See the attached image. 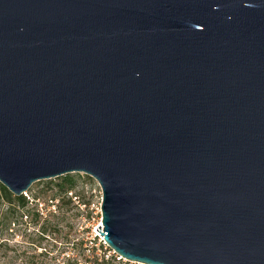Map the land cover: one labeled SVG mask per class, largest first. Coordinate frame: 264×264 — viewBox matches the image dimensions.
Wrapping results in <instances>:
<instances>
[{
	"label": "water",
	"instance_id": "95a60500",
	"mask_svg": "<svg viewBox=\"0 0 264 264\" xmlns=\"http://www.w3.org/2000/svg\"><path fill=\"white\" fill-rule=\"evenodd\" d=\"M73 173L135 264H264V0H0V183Z\"/></svg>",
	"mask_w": 264,
	"mask_h": 264
},
{
	"label": "rangeland",
	"instance_id": "374dc122",
	"mask_svg": "<svg viewBox=\"0 0 264 264\" xmlns=\"http://www.w3.org/2000/svg\"><path fill=\"white\" fill-rule=\"evenodd\" d=\"M69 175L77 182L67 194L59 190L61 177L38 181L24 194L41 211L38 220L21 217L22 210L8 217L0 207V264H135L106 258L98 230L102 189L86 174Z\"/></svg>",
	"mask_w": 264,
	"mask_h": 264
},
{
	"label": "trees",
	"instance_id": "16d2710c",
	"mask_svg": "<svg viewBox=\"0 0 264 264\" xmlns=\"http://www.w3.org/2000/svg\"><path fill=\"white\" fill-rule=\"evenodd\" d=\"M61 185L59 187L60 192L67 194L71 192L76 186V178L73 175H66L61 177ZM3 205L6 206L5 214L8 217L14 216L18 210H22L18 212L21 214V217L27 216H36L35 218L38 220L40 218L41 211L39 209L30 208L31 201L27 199L24 195L16 196L12 192H10L4 185L0 183V207ZM34 210V212H33Z\"/></svg>",
	"mask_w": 264,
	"mask_h": 264
},
{
	"label": "built area",
	"instance_id": "2783aa9c",
	"mask_svg": "<svg viewBox=\"0 0 264 264\" xmlns=\"http://www.w3.org/2000/svg\"><path fill=\"white\" fill-rule=\"evenodd\" d=\"M102 208V205H101ZM102 213V210H101ZM101 230L103 229V225L101 224ZM98 230L100 231V229L98 228ZM103 250L107 253H105L104 255L106 256L107 259L110 258H115L118 261H123L125 259H123L119 254H117L113 249L110 248V246L105 242L104 238L101 236V245H100Z\"/></svg>",
	"mask_w": 264,
	"mask_h": 264
}]
</instances>
